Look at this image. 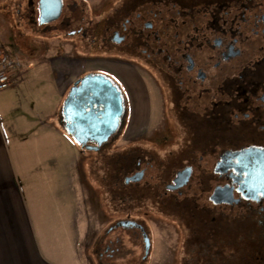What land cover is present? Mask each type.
I'll list each match as a JSON object with an SVG mask.
<instances>
[{"label": "rangeland", "instance_id": "374dc122", "mask_svg": "<svg viewBox=\"0 0 264 264\" xmlns=\"http://www.w3.org/2000/svg\"><path fill=\"white\" fill-rule=\"evenodd\" d=\"M17 1L0 0L2 8L10 7L4 10L5 14H0V46L15 60V67L22 70L21 84L42 86L50 80L56 89L61 127V106L68 88L77 76L88 70H116L119 84L114 82L123 88L134 109V119L124 122L120 131L100 150L81 151L79 163L84 169L82 177L88 201L86 229L79 246L82 260L87 264H244L241 261L247 256L238 249L242 243L237 239L233 244L221 242L211 230L212 227L244 225L242 220L236 221L242 215L241 207H216L209 200L214 183L206 180L205 175L211 171L209 165L216 154L202 153L200 160L201 153L191 154L194 147L189 144L186 132L180 129V123L165 121L158 73L161 36L153 42L154 50L159 52L155 65L119 52L102 39L103 34L92 42L91 36L67 34L59 21L44 26L30 22V18H37V10H32L29 17L25 10L27 1L22 0L21 10L16 14ZM119 1L65 0L68 27L76 28L82 23L83 15L88 33L96 30L100 34L98 30L112 22L110 16ZM174 2L176 6L171 8ZM168 8L176 10L179 5L170 0ZM162 13L167 19L173 16L172 11ZM157 27L161 30L159 21ZM249 45L244 46L246 50L255 51L256 43ZM119 64L122 66L118 67ZM123 68L131 77L124 75ZM134 128L138 131L131 134ZM138 155L150 165L144 166V178L129 186L119 183L115 178L119 173L116 166H132ZM189 158L204 165L194 168L189 186L181 194H161L169 173ZM125 218L142 221L146 227L151 249L145 259L141 232L136 228L114 227L116 221Z\"/></svg>", "mask_w": 264, "mask_h": 264}, {"label": "flooded vegetation", "instance_id": "af4514ba", "mask_svg": "<svg viewBox=\"0 0 264 264\" xmlns=\"http://www.w3.org/2000/svg\"><path fill=\"white\" fill-rule=\"evenodd\" d=\"M26 1L25 10H28L30 17L32 10L38 12V0ZM156 1L158 2L120 0L110 16L113 24L109 26L111 23H107L106 27L98 30L100 34L96 30L88 33L83 24V15L82 23L70 29L69 18L64 16L65 0H62V12L58 19L40 24L38 13L37 18L29 20L39 26L62 22L61 26L66 29L67 34L77 33L83 38L91 36L92 42L103 34L102 39L117 47L119 52L155 65L159 52L154 50L153 42L154 38L161 36V65L158 73L161 76L165 121L180 123V129L186 132L189 144L194 147L191 154L201 153L200 160L204 156L202 153L216 154L209 165L212 166L211 171L209 174L205 173V179L214 183L209 200L216 207H241L242 215L236 221L248 223L241 226L212 227L211 230L221 242L233 244V240L237 239L242 243L240 247L247 258H250L243 259L242 263L264 264V193L257 191L249 192L248 196L242 194L237 202L218 203L210 199L217 187H223L226 193H233L234 196L247 192L239 190L246 173L240 172L237 166H259L257 162L241 163L236 155L218 163L223 154L247 147L264 148V0H171L177 1L179 8L176 10H169L170 0ZM18 4L21 5L20 2ZM171 5V8L175 7L176 2ZM162 11H172L173 16L167 19ZM158 21L161 23V30L157 27ZM114 33H117L119 41L113 40ZM247 45H254L255 51L246 50L244 46ZM93 70L84 72L74 80L88 73L108 77L121 93L122 124L134 119L130 99L126 97L123 88L120 86V89L116 84H119L118 72L100 68ZM143 87L146 91L145 84ZM200 108H204L203 111ZM60 120L63 123L62 113ZM119 131L120 128L116 133ZM146 164L144 157L135 156L134 165L116 166L119 173L115 174V178L125 186L137 184L145 176ZM196 166L204 165L189 158L177 166V169H173L172 174L170 172L168 175V181L163 184L161 194H181L189 186ZM185 169L188 173L186 183L177 189L167 187L174 183L178 172ZM201 173L204 174L203 169ZM136 174L134 180L126 181L127 177ZM119 221H135L147 234L142 221L125 218L115 224ZM115 224V228H136L142 236V230L132 223L127 226ZM234 234H238V237L235 238ZM146 256L144 253L143 259Z\"/></svg>", "mask_w": 264, "mask_h": 264}, {"label": "crops", "instance_id": "0c3cea01", "mask_svg": "<svg viewBox=\"0 0 264 264\" xmlns=\"http://www.w3.org/2000/svg\"><path fill=\"white\" fill-rule=\"evenodd\" d=\"M21 75L0 90V264H87L82 150L59 124L50 80L24 86Z\"/></svg>", "mask_w": 264, "mask_h": 264}, {"label": "water", "instance_id": "95a60500", "mask_svg": "<svg viewBox=\"0 0 264 264\" xmlns=\"http://www.w3.org/2000/svg\"><path fill=\"white\" fill-rule=\"evenodd\" d=\"M62 12V0H38V22L49 23L58 19ZM114 41H119L114 33ZM63 127L81 148L98 151L109 138L115 134L122 125L123 103L121 93L117 86L106 76L98 73H88L76 80L61 107ZM236 155L241 163L257 162L259 166H237L240 172H245L244 182L239 190L247 192L226 193L223 187H217L210 199L213 202L238 201L239 195H249V192L261 191L264 193V148L247 147L239 151H228L221 156L218 163L224 162L228 157ZM146 166H150L148 163ZM218 170V166H217ZM136 175L126 178L134 180ZM187 170L178 172L173 184L167 185L170 189H177L186 183ZM129 223L142 230L145 256L149 253L150 239L143 227L135 221H119L115 226H127Z\"/></svg>", "mask_w": 264, "mask_h": 264}, {"label": "built area", "instance_id": "2783aa9c", "mask_svg": "<svg viewBox=\"0 0 264 264\" xmlns=\"http://www.w3.org/2000/svg\"><path fill=\"white\" fill-rule=\"evenodd\" d=\"M15 70V60L7 55L0 46V90L6 89L11 81Z\"/></svg>", "mask_w": 264, "mask_h": 264}, {"label": "trees", "instance_id": "16d2710c", "mask_svg": "<svg viewBox=\"0 0 264 264\" xmlns=\"http://www.w3.org/2000/svg\"><path fill=\"white\" fill-rule=\"evenodd\" d=\"M114 136H115V135H113L111 138H113ZM111 138H110V139H111ZM106 143H107V142H106ZM106 143H104V144H106ZM104 144H103V145H104ZM103 145H102V146H103ZM247 224H248V223H246V224H244V225H247ZM238 249H240V250L244 253L243 248L238 247ZM243 255H244V257H245V256H246V253H244ZM247 257H248V256H247ZM247 259H249V258H247Z\"/></svg>", "mask_w": 264, "mask_h": 264}]
</instances>
